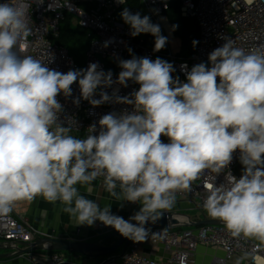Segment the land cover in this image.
Listing matches in <instances>:
<instances>
[{
  "label": "clouds",
  "instance_id": "1",
  "mask_svg": "<svg viewBox=\"0 0 264 264\" xmlns=\"http://www.w3.org/2000/svg\"><path fill=\"white\" fill-rule=\"evenodd\" d=\"M59 7L57 0L48 5L53 11ZM119 15L130 36L151 34L154 51L165 48L168 37L149 15L128 7ZM30 20L18 0L0 3V218L17 202L42 197L59 203L76 225L99 221L124 238L145 242L157 235L147 225L204 177L207 215L233 237L264 242V45L246 51L224 35L207 64L180 66L185 81L173 75L172 62L136 56L129 48L131 58L118 60L121 70L114 80L112 70L96 62L61 72L50 68L49 60L22 54L32 34ZM129 82L139 87L127 95L113 88H127ZM61 94L73 97L76 107L83 100L93 107L125 104L132 110L102 115L80 138L71 134L79 131L78 121L61 119ZM237 152L243 166L239 178L229 167ZM222 173L224 182L217 185ZM98 178L121 209L128 202L138 204V211L125 219L111 204L101 207L89 199Z\"/></svg>",
  "mask_w": 264,
  "mask_h": 264
},
{
  "label": "built area",
  "instance_id": "2",
  "mask_svg": "<svg viewBox=\"0 0 264 264\" xmlns=\"http://www.w3.org/2000/svg\"><path fill=\"white\" fill-rule=\"evenodd\" d=\"M150 10L152 18L163 15L171 7L172 2L181 3V13L184 17L195 19L199 27V40L196 50L186 58H178L175 54L170 57L177 69L175 72L181 81L186 77L180 71V66L186 64L190 69L200 62L208 63V55L216 47L224 42L221 37L232 38L237 47L246 51L264 45V0H143ZM4 0H0V3ZM27 14L30 16L32 34L27 38L28 47L22 54L33 55L43 62L51 61L48 66L61 72L70 69H79V65L70 54L69 50L59 45L55 40L60 36V25L66 16H71L74 25L83 27L89 31L91 42L87 50L85 65L96 62L107 71L112 70L113 79H116L119 71V59H130L132 52H138L141 56L154 59L157 52L147 47L144 38L139 35L130 36L129 26L119 15L121 4L115 0H57L61 7L49 10L51 0H44L38 5L34 0H18ZM82 4L90 6L89 9ZM158 10V13L155 11ZM113 40L108 47H103L104 42ZM120 88V95H127L138 85L129 82L127 88ZM112 88L107 89L111 94ZM73 97L79 96L78 84L72 85ZM65 98L62 94L58 99L64 106L61 119L71 116L78 121L79 131L73 129L77 137H86L88 127L92 123H98L99 118L112 111L121 112L124 109L132 110V106L125 104H104L99 107L91 106L87 101H81L79 107L72 103V98ZM98 98V97H97ZM162 140L167 143L166 137ZM239 153L234 154L230 170L239 178L243 166L238 159ZM227 171V170H225ZM97 180H102L98 178ZM204 177L195 181L191 192L178 193L175 203L187 204L189 207L203 209V199L207 193L203 189ZM224 182V174L217 177L216 183ZM101 229L106 228L100 223ZM157 233L150 236L146 242L161 245L165 249L166 256L154 258L141 251L142 242L131 241L127 250L120 253H112L98 264H195L196 253L201 245L221 249L223 254L216 256L212 264H227L236 256H246L251 264H260L259 258L264 259V247L254 238L233 237L223 224H209L193 228H157L151 230ZM47 237L40 230L29 225L26 220L12 212L8 217L0 218V243H12L15 245L34 242L39 238ZM47 264H73L64 252L51 253Z\"/></svg>",
  "mask_w": 264,
  "mask_h": 264
},
{
  "label": "crops",
  "instance_id": "3",
  "mask_svg": "<svg viewBox=\"0 0 264 264\" xmlns=\"http://www.w3.org/2000/svg\"><path fill=\"white\" fill-rule=\"evenodd\" d=\"M140 13L142 15H149L150 17L152 16V10L149 9L143 0H141ZM151 20L154 23H159L162 34L168 37V43L164 49L157 52L156 57H160L165 60L168 58L171 62H173L170 57L171 54H176V56L180 55L177 56L178 58L188 57H183L181 55L182 41L176 36L167 11L163 15H160L156 18L151 17ZM141 36L144 37L143 35ZM71 134L76 136L74 133ZM166 139L168 141L167 137ZM90 186L92 187L93 192L90 196H88L89 199L96 200L98 203H100L101 207L106 204H111L112 212L124 217L125 219H128L139 209L138 204L128 202H124V206L121 209L118 202L112 199L103 188L102 180H95ZM80 191L82 194L87 195L85 188L81 187ZM181 205L185 204L175 203L170 211L175 213L177 211L176 207H180ZM61 209L62 206L59 203L53 205L46 202L42 197H37L33 201L17 202L13 212L16 215L24 218L29 225L40 230L42 234H46L47 237L79 240L89 244L102 246L111 245L118 239V236L110 238L113 233L117 232L112 227L101 229L99 227L101 222L99 221H97L91 227L86 225H76L75 222L71 221L67 214L63 213ZM25 247L26 246L24 243L18 244V249H24ZM122 251H126L125 246H122L114 253H120ZM141 251L144 254L154 258H161L162 256H166L167 253L163 246L155 245L146 241L142 242ZM50 254L51 252L46 251H33L30 253L19 254L16 250L2 247L0 248V264H47V259ZM64 254L67 256V258L74 262L73 264H98L108 256H102L96 253L79 254L64 252ZM222 254L223 251L221 249L201 245L196 253L195 264H212L214 257L220 256ZM244 257L246 256H236L231 261L235 260V262L238 264H246ZM246 259H248V257ZM247 261L249 264H251L249 259Z\"/></svg>",
  "mask_w": 264,
  "mask_h": 264
},
{
  "label": "trees",
  "instance_id": "4",
  "mask_svg": "<svg viewBox=\"0 0 264 264\" xmlns=\"http://www.w3.org/2000/svg\"><path fill=\"white\" fill-rule=\"evenodd\" d=\"M82 7L89 9L90 6L82 4ZM124 7H128L132 12H140L141 0H127L126 4H123L119 8V12L122 11ZM171 19L174 32L177 37L182 41V51L181 53H186V56L191 55L197 47V44L193 46V41L199 40V27L197 22L192 18L184 17L181 13V3L179 1H174L171 4L170 9L167 11ZM142 15V14H141ZM144 37V43L147 47L154 50V37L151 34H142ZM89 31L78 25H74L71 21V16H66V18L61 21L60 25V36L55 41L66 47L70 54L74 57L79 67L82 65L76 58L75 48L78 46H83L86 52L89 48L90 41ZM136 56H141L140 53L134 52ZM181 54V55H182ZM183 56V57H186ZM156 57H154L155 59ZM153 59V60H154Z\"/></svg>",
  "mask_w": 264,
  "mask_h": 264
},
{
  "label": "water",
  "instance_id": "5",
  "mask_svg": "<svg viewBox=\"0 0 264 264\" xmlns=\"http://www.w3.org/2000/svg\"><path fill=\"white\" fill-rule=\"evenodd\" d=\"M174 215H182L186 220L176 221ZM209 224H223L219 220L204 218L201 220H192L186 214L173 213L170 210H165L163 217L155 224H148L147 227L151 230L157 228H184V227H200ZM118 236V239L111 245H94L79 240H71L66 238L58 237H43L39 238L34 242L25 244L24 249H18V245L12 243L0 244V248L5 247L7 249L16 250L19 254L30 253L33 251H46V252H72L79 254L96 253L98 255L107 256L122 246H125L127 250L131 240L124 238L118 232L113 233L111 237ZM109 239V238H108Z\"/></svg>",
  "mask_w": 264,
  "mask_h": 264
},
{
  "label": "rangeland",
  "instance_id": "6",
  "mask_svg": "<svg viewBox=\"0 0 264 264\" xmlns=\"http://www.w3.org/2000/svg\"><path fill=\"white\" fill-rule=\"evenodd\" d=\"M71 21L73 23V19L72 18H71ZM88 41L91 42V39H89ZM75 52H76L75 55H76L77 60L80 61L81 65L83 67L85 65L86 57H87L86 49L83 46H78L77 48H75ZM177 56H180V55H177ZM182 56H186V53H183ZM166 60L169 61V62H171L168 58ZM172 63L174 64V61ZM174 76H177L176 73H174ZM176 210H177L176 211L177 213H179V214H186L189 217H191L193 220H201V219H204L205 217L206 218L213 219V218H211V217H209L207 215V213L205 212V210H202V209H199V208L189 207L187 204L181 205L180 207H176ZM189 228H191V227H189ZM183 229H187V228H183ZM255 240L257 242H259L264 247V242H261V241H259L257 239H255ZM244 258H245V263L246 264H249L248 261H247L248 259H246L247 257H244ZM228 264H238V263H236L235 260H234V261H229Z\"/></svg>",
  "mask_w": 264,
  "mask_h": 264
},
{
  "label": "bare ground",
  "instance_id": "7",
  "mask_svg": "<svg viewBox=\"0 0 264 264\" xmlns=\"http://www.w3.org/2000/svg\"><path fill=\"white\" fill-rule=\"evenodd\" d=\"M174 218L176 221H184L186 220V218H184L182 215H174ZM260 264H264V259L263 258H259V261H258Z\"/></svg>",
  "mask_w": 264,
  "mask_h": 264
}]
</instances>
